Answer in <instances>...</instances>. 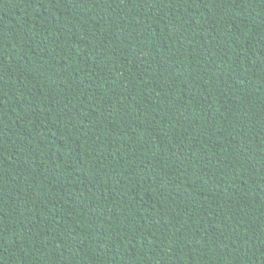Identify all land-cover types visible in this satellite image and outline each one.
Instances as JSON below:
<instances>
[{
	"label": "trees",
	"instance_id": "trees-1",
	"mask_svg": "<svg viewBox=\"0 0 264 264\" xmlns=\"http://www.w3.org/2000/svg\"><path fill=\"white\" fill-rule=\"evenodd\" d=\"M0 264H264V0H0Z\"/></svg>",
	"mask_w": 264,
	"mask_h": 264
}]
</instances>
